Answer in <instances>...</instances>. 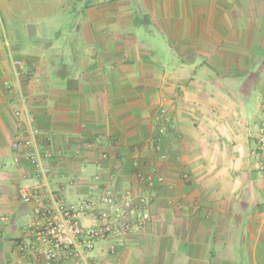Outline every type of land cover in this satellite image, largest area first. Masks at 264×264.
I'll use <instances>...</instances> for the list:
<instances>
[{"label": "crops", "instance_id": "obj_1", "mask_svg": "<svg viewBox=\"0 0 264 264\" xmlns=\"http://www.w3.org/2000/svg\"><path fill=\"white\" fill-rule=\"evenodd\" d=\"M69 6L52 41L5 27L0 8V264L41 258L39 203L21 189L74 203L105 186L150 196L153 220L101 243L95 264H264V178L251 154L264 123V0ZM10 52L26 71L42 178L12 147ZM138 171L161 181L147 188Z\"/></svg>", "mask_w": 264, "mask_h": 264}, {"label": "built area", "instance_id": "obj_2", "mask_svg": "<svg viewBox=\"0 0 264 264\" xmlns=\"http://www.w3.org/2000/svg\"><path fill=\"white\" fill-rule=\"evenodd\" d=\"M15 84H9L11 90L17 91L15 99V117L20 121L18 135L13 142L15 151H23L22 160L33 167L38 178L47 170L39 152L38 137L40 131L34 126L28 112V99L23 90L26 76L23 62L10 52ZM264 133V126L261 130ZM257 141L263 151L260 170L264 173V138ZM50 157L49 154L45 155ZM137 181L147 188H153L161 179L145 172L136 173ZM20 199L24 202L36 201V221L32 232L41 246L39 264H95L92 255L98 246L117 237L122 243L124 236L146 230L153 220L152 198L132 191L118 192L105 186L99 199L80 198L74 203L52 195L46 202H40L37 193L31 195L27 189H21ZM33 248V247H32ZM112 251L115 247L111 248Z\"/></svg>", "mask_w": 264, "mask_h": 264}, {"label": "rangeland", "instance_id": "obj_3", "mask_svg": "<svg viewBox=\"0 0 264 264\" xmlns=\"http://www.w3.org/2000/svg\"><path fill=\"white\" fill-rule=\"evenodd\" d=\"M5 1L6 0H0V8L2 9V18L5 22V27L12 24L18 30L17 33H24L26 31L23 28L27 25L32 30L34 35H39V33H41L45 35V40L52 41L55 39L56 35L55 26L58 22H60V18L63 15L69 14L73 11V6L69 5H72L74 0H62V2L66 5L65 11L57 4L60 0H7L13 1V12L9 15L10 20H8V16H5L3 13V8L8 7L5 5ZM36 38L38 37L35 36L32 39L30 38L29 43L31 46L35 45V42L37 41ZM52 51L50 53H52ZM261 126H264V123H262ZM261 128L254 137L255 143L251 154L254 158L253 162L257 171L264 178V173L260 170V159L263 157V151L259 149L261 142L259 143L257 141L261 138V135H263L262 137L264 138V133L260 131ZM254 153L260 159L257 158Z\"/></svg>", "mask_w": 264, "mask_h": 264}]
</instances>
